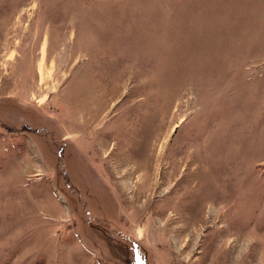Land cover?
I'll use <instances>...</instances> for the list:
<instances>
[{"label":"rangeland","instance_id":"rangeland-1","mask_svg":"<svg viewBox=\"0 0 264 264\" xmlns=\"http://www.w3.org/2000/svg\"><path fill=\"white\" fill-rule=\"evenodd\" d=\"M0 264H264V0H0Z\"/></svg>","mask_w":264,"mask_h":264},{"label":"bare ground","instance_id":"bare-ground-1","mask_svg":"<svg viewBox=\"0 0 264 264\" xmlns=\"http://www.w3.org/2000/svg\"><path fill=\"white\" fill-rule=\"evenodd\" d=\"M43 64V63H42ZM44 65H42L41 67H43ZM41 69V68H40ZM43 71V70H42Z\"/></svg>","mask_w":264,"mask_h":264}]
</instances>
